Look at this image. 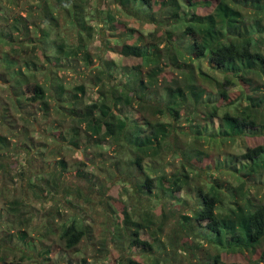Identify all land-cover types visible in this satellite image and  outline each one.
Returning <instances> with one entry per match:
<instances>
[{"label":"trees","instance_id":"1","mask_svg":"<svg viewBox=\"0 0 264 264\" xmlns=\"http://www.w3.org/2000/svg\"><path fill=\"white\" fill-rule=\"evenodd\" d=\"M22 1L30 2L0 0V28L3 22L7 24L4 29L8 38L5 41L8 46L16 43L21 46L31 41L36 46L39 44L41 54L52 60L53 65L45 68L37 59L28 62L23 58L21 61L18 51L13 54L2 52L0 81L11 82L20 98L32 101L43 113L45 120H36L41 128L38 133L43 130V134L50 132L57 138L63 135L66 141L63 145L67 149L80 150L82 146L85 149H102L100 142L92 144L93 133L98 130L97 134H103L106 129L101 125L114 115L126 122L122 109L131 105H153L154 111L166 119L152 122L146 118L143 127L122 122L118 130L107 132L110 146L117 144L120 149L109 161L111 165H106V160L97 165L94 158L80 160L74 168L76 175L71 179L65 175L68 166L64 158L50 168L46 176L42 175L39 182V174H36L39 171L28 176L25 166L1 162L0 158V169L16 179L21 193L16 203L6 209V219L17 234L9 228L8 234L0 237V262L8 259L7 253L11 252L9 244H14L13 247L19 251L10 264H25L33 259V254L44 257L61 246L69 254L78 251L80 244L90 241L94 228L86 218H81V212L76 209L87 211L92 207L95 211L99 207L105 217L102 229L107 238L92 252L113 261L112 264H183V260L188 264H243L246 252L250 258L245 264H264V204H256L250 194L243 191V185L239 189L228 185L223 191L224 181L209 184L214 171L219 169L214 155L186 144L174 152L173 162L177 161L180 166L174 168L171 176L156 178L152 176L153 170L144 166L147 158L164 163L163 154L172 155L168 146L178 145L181 121L189 122L199 115L196 113L198 107L207 104L203 99L208 97L216 102L218 96V100L227 101L228 87L233 83L249 87L254 80L264 86V0H183L187 11L181 0H113L114 10H101L100 4L104 0H96V17L103 20L102 29L91 25L93 21L98 22L89 19L92 0H35L32 5L35 12L31 10L26 18L15 16L11 23L12 17L5 14V7ZM125 18L152 24L156 30L146 36L140 30L127 32L130 28L125 25ZM58 20H63L70 33H74L73 41L66 36L61 39L60 35L52 40L51 33L39 26H60ZM117 25H120L118 28L124 25L126 34L120 32L124 26L118 30ZM33 27L41 32L36 38L31 35ZM115 31L120 35L118 39L131 45H121L118 39H112L107 41L108 49L121 47L120 51L126 57L138 62L146 60L153 66H159L166 57L176 75L173 85L167 86L163 93L150 89L140 70L133 67L126 82L102 80L98 86L99 102L83 107L79 95H85V86L69 89L53 70L65 67L60 65L61 61L77 64L76 68H80L82 61L89 69L92 57L87 47L95 34L104 37L109 33L113 36ZM164 43L166 47L161 48ZM206 56L211 57L216 69L226 75L224 82L196 71L195 62ZM94 70L99 75L108 74L110 78L114 69L106 64ZM210 79L216 85V94L209 92L203 84L204 80L208 82ZM138 81V87H134ZM116 96L120 102H116ZM260 101L264 106V96ZM226 106V112L220 118L217 138L227 141L248 136V141L253 143L255 139L251 137L258 136L254 133L257 130L264 131V122L258 116L243 115V106L240 109L238 103ZM218 111L219 106L214 105L205 120L219 118ZM31 124V132L26 129L19 140L25 154L37 149L36 158H43V163L49 154L60 155L59 150L41 147L46 136L35 138V124ZM85 124L92 132H85L81 137ZM198 133L196 137L200 140L202 136ZM10 143L8 136L0 134V150ZM95 155L104 158L103 152ZM241 159L248 164L242 172L244 176L254 179L264 174V143L251 144ZM195 160L198 164L193 162ZM186 163L192 170L197 168L202 172L206 169L204 174L207 177L197 185L198 198L188 209L189 214L181 206V199L176 204L169 203L176 199L175 193L187 181ZM12 170L16 174L13 175ZM198 180L200 178L194 181ZM164 181L170 187L166 188ZM117 184L120 189L115 195L118 197H115L110 192ZM47 196L53 197L58 206L67 207L66 211L73 212V216L63 218L61 212L58 213L63 223L56 227L49 221L45 230L37 231L38 236L33 238L29 229L37 223L36 212L32 209L39 204L46 207L51 202ZM76 215L80 219L74 217ZM91 245L95 246L94 243ZM80 264L91 262L84 258Z\"/></svg>","mask_w":264,"mask_h":264},{"label":"rangeland","instance_id":"2","mask_svg":"<svg viewBox=\"0 0 264 264\" xmlns=\"http://www.w3.org/2000/svg\"><path fill=\"white\" fill-rule=\"evenodd\" d=\"M35 0H30V2L22 1L20 4L14 2L10 6L5 7L7 15H10L14 20L15 16H20L26 18V16L31 12H35V7L32 6ZM184 7L185 11H187L186 3L181 0L180 2ZM97 6L96 0H92L90 8H89V19L98 21L91 23L97 29H102L103 27V20L101 18L96 17L95 8ZM114 2L113 0H104L102 4H100L101 10H114ZM2 23V22H1ZM12 23V22H11ZM40 24V21L38 22ZM60 26L57 25H49V24H40L39 26H43V28L49 33H51V39L55 40L56 35H60L62 39L63 36H66V39L73 41L74 33H70L71 30L67 29L63 20H58ZM6 23H2V28H0V60L2 59V52L6 53H15L18 51V57L22 61L23 58L27 59V61H31L33 59H37L38 62L42 63L45 68L52 67L53 61L44 57L41 54V48L39 44L36 46L35 43H32L30 39L27 41H31V43L22 44L21 46L19 43L13 45H7L5 39L8 37L5 35V29L7 27ZM125 25L127 28H130L127 32H130L131 29L140 30L146 35L154 32L156 27L152 24H148L143 21L133 20L130 18H125ZM120 25H117V29L120 30L124 25L118 28ZM34 30L31 32L32 38H36V36L41 35V32L33 27ZM123 30V31H122ZM120 32H124L126 34L125 26L123 27ZM163 33L165 31L163 30ZM114 34V33H113ZM104 35V34H103ZM120 35L117 34L115 31V35L112 36L107 33L104 37L100 34H95L94 39L88 45V52L91 54L92 63L89 69H86L84 63L81 61L80 68H76L77 64H72L68 61H61L60 65L65 67L59 66L58 68L54 69L53 71H57L58 78H62L65 86L69 89H73L77 86L84 85L85 86V95L80 93L79 98L81 99L80 102H83L84 105L90 104L92 102H99L98 99V90L99 85L101 84L102 80H110L112 82H126L128 73L132 72L133 67L140 70L141 77L144 79L145 84L150 89L159 90V93H163L167 86L173 85V77L176 75L171 71L170 66L168 64L167 58L164 57L159 66H153L150 62L142 61L138 62L136 59H131L126 57L120 50L121 47H115L112 41L111 46L113 49L107 48V41L112 39H118ZM119 40V44L123 45L126 44L125 40ZM21 41V39H19ZM181 40H179L180 42ZM141 44V42H138ZM130 44L131 43H128ZM126 44V45H127ZM18 47H17V46ZM24 45L28 47L25 48ZM24 47V48H23ZM165 43L161 44V48H164ZM264 49V47H262ZM82 58V57H81ZM131 59V60H129ZM72 64V65H71ZM109 64L114 69L111 71L112 76L110 78L109 75H99L97 70L94 69L98 66L102 67L103 65ZM195 67L197 68L196 71L199 73L200 71L204 74L210 76L214 80L218 82H224L226 75L223 74L221 71L216 69L211 57H204L200 60L195 62ZM128 68V69H127ZM27 69V68H26ZM127 69V75L125 71ZM0 71L2 69L0 68ZM175 72V70H174ZM176 74L178 72H175ZM50 76H52L50 74ZM53 79V78H52ZM251 82V81H250ZM204 86L208 89L209 92L216 94V85H213L211 79L206 82L203 81ZM139 81L133 85L134 87H138ZM228 99L225 100H218L216 97V102H212L208 99H203V101L207 104H201L198 107L196 113L199 115L194 116L193 120L189 122H185L184 120L181 121V128L182 131L179 133V143L176 144L175 147L168 146L172 150V155H164L166 161L164 163H160L157 159L147 158L145 160L144 166L147 167L152 171V176L156 178H161L162 176H171L174 168L176 166H180V164L175 161L173 162V155L174 152L177 151V148H183L186 144L189 147H196L198 149H202L208 151L215 156L216 161L218 162L219 169L215 170L213 173V178L208 181L209 184H221L222 183V190L225 191L228 185H231L233 188H238L243 185V191H246L250 194L251 198L254 200L256 204L263 203L264 204V174L260 176H256L254 179H251L250 176H244L242 172L248 164L241 159L242 154L245 153L247 147H249L253 143H264V131L257 130L254 133L258 136L251 137L254 138L255 141L250 143L245 136L244 138H238L235 140H227L224 141L222 139L217 138L216 134H219V126L221 124L220 118L226 112V105L228 103H238V107L243 106V115L247 116H258V119L264 122V106L261 104V97L264 96V86L260 84V82L252 81L249 87L247 86H240L239 84L230 85L228 87ZM158 97V96H157ZM215 98V97H214ZM251 98V100H249ZM116 102H120L119 96H116ZM49 106H51V102H49ZM120 104V103H119ZM119 104L117 106H119ZM214 105L219 106V118L213 120H205L208 118L207 114L213 111ZM47 106V107H49ZM193 106V105H192ZM7 109L6 112L3 109ZM44 110L45 106H41ZM153 105H131L127 109H122V113L124 116L127 117L126 122H124L121 118L117 115L109 118L103 124L106 131L102 134H97L98 130H95L93 133L94 139L92 144L96 142H100L102 149L99 148H88L85 149L84 146L81 147L80 150H71L65 148L63 144L65 139L63 135L61 138H57L56 136L50 135V132H41L40 125L38 120L44 121V116L42 112L38 111V108L34 106L32 101H27L25 98L19 96L18 91L13 88L11 82H7L5 80L0 81V134L8 136L11 140V143L8 147H5L0 150V158L1 162H9V163H17L18 167L25 166L26 171L28 172V176L30 174L39 171L40 173L38 177V182L40 181V177L42 175L47 174L50 168L57 166L58 162L64 158V162H66L68 166V171L66 172V176H69L71 179L74 175H76V171L74 168L78 166L80 160L87 161L88 159H96L95 164H100L104 160L108 161L105 164L111 165L112 158L116 156L119 152V146L117 144H112L110 146L109 138H107V132L114 130H118V126L124 122L125 124H136L138 126L143 127L146 118L151 120L152 122L165 121L166 117L164 115H159L156 111H154ZM38 113V114H36ZM203 117V118H202ZM203 119V120H202ZM31 123L35 124V130L33 132V136L35 138H43L46 136L45 143L41 145L43 149H55L61 152L60 155L58 154H49L47 156L46 161L43 163V158H36L37 149L33 152H29L27 155L25 154V149L20 145V141L23 138V133L26 129H29L31 132ZM44 128V127H43ZM122 129V128H121ZM180 131V130H179ZM178 131V132H179ZM197 131H199V135L202 136V139L198 140L196 137ZM85 132L91 133L92 130H89L87 125L85 124L82 127L81 137L85 136ZM120 132V131H119ZM182 133L188 134V136H184ZM82 144L85 141L81 139ZM174 144V142H173ZM85 145V144H84ZM89 147V146H88ZM148 149V148H147ZM103 152L104 158L96 156L95 154ZM53 153V152H52ZM26 162V164H25ZM197 163V161H193ZM198 164V163H197ZM191 169V166L186 163L185 166V173L188 176L187 181L181 185V189L175 193L176 199H171L169 203L176 204L177 200H182V207L186 210L185 213L189 214L188 209L192 208L197 201L198 191L197 185H200L201 182L206 180V175L204 172L206 169H203L202 172ZM175 172V171H174ZM14 175L16 172L14 170L11 171ZM200 178L197 182L195 179ZM216 180V181H215ZM14 180L10 175L0 169V237H4L9 232L10 221L6 219L8 214L7 207L11 204L16 203L17 196L21 193L19 191L18 185L16 184L17 181ZM165 187L168 188L170 185L164 181ZM41 185V184H39ZM42 186V185H41ZM120 185H116L115 188L111 190L112 196L117 195ZM236 193H234L235 195ZM118 197V196H115ZM53 197H48L47 200H51L46 207L41 206V204L33 207L32 210L36 212V226L29 229V234L31 237L35 238L38 236V233L45 230V226L47 222H51L54 226L61 225L63 220L58 215L61 212L62 217H72L73 212L69 213L66 211L67 207L58 206L57 202L52 199ZM169 199H167L168 202ZM107 202L111 203L106 200ZM112 204V203H111ZM81 212V218H86V222L91 224L94 228V232L92 233V237L90 241H85L82 246L78 248V251L72 253H66L62 250L61 247H57L55 250H51L48 254L44 257H40L37 253L33 254V259L25 264H80L81 260L86 258L91 264H112V262L105 260L100 254H95L92 252L93 248L99 247L107 238L105 232H103V223L105 221V217L103 215L102 209L99 207L95 208V211L92 207H88L87 211L83 209H76ZM110 211V210H109ZM77 219H80L79 215H76ZM73 217V218H74ZM13 231V228H11ZM24 230V229H23ZM38 231V233H36ZM13 234H17V232H12ZM16 236V235H15ZM94 243L95 246L91 244ZM14 244H9L8 246L11 249V252L7 253V260L4 262H0V264H10L17 251V247ZM13 252V253H12ZM247 258L243 261L245 262L250 258V254L248 252L245 253ZM183 264H188L186 260H183Z\"/></svg>","mask_w":264,"mask_h":264}]
</instances>
